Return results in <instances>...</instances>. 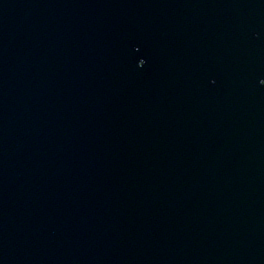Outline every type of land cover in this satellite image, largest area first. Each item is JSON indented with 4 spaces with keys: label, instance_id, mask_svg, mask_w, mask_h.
<instances>
[{
    "label": "water",
    "instance_id": "obj_1",
    "mask_svg": "<svg viewBox=\"0 0 264 264\" xmlns=\"http://www.w3.org/2000/svg\"><path fill=\"white\" fill-rule=\"evenodd\" d=\"M0 264H264V0H0Z\"/></svg>",
    "mask_w": 264,
    "mask_h": 264
}]
</instances>
